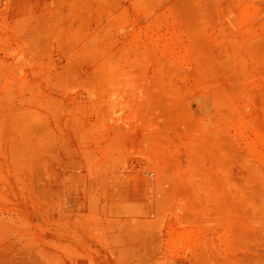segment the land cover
<instances>
[{
    "label": "rangeland",
    "instance_id": "obj_1",
    "mask_svg": "<svg viewBox=\"0 0 264 264\" xmlns=\"http://www.w3.org/2000/svg\"><path fill=\"white\" fill-rule=\"evenodd\" d=\"M0 264H264V0H0Z\"/></svg>",
    "mask_w": 264,
    "mask_h": 264
}]
</instances>
